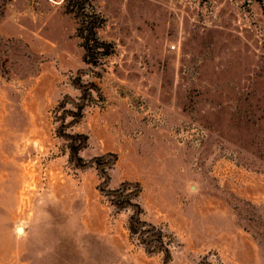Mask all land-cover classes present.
<instances>
[{"label": "rangeland", "instance_id": "obj_1", "mask_svg": "<svg viewBox=\"0 0 264 264\" xmlns=\"http://www.w3.org/2000/svg\"><path fill=\"white\" fill-rule=\"evenodd\" d=\"M83 5L0 0V264H264V0Z\"/></svg>", "mask_w": 264, "mask_h": 264}, {"label": "trees", "instance_id": "obj_2", "mask_svg": "<svg viewBox=\"0 0 264 264\" xmlns=\"http://www.w3.org/2000/svg\"><path fill=\"white\" fill-rule=\"evenodd\" d=\"M73 3L75 4L77 11L80 15V22L77 27L78 34L83 39V47L85 49L84 52V59L87 62L97 64L100 62V59L110 54L114 51V45L111 41H107L104 39H101L97 35V28L102 24L103 17L96 12H92L91 15L85 11L84 9V0H73ZM90 17V18H89ZM82 140L81 143L77 146L72 145L71 143V153L72 155H76L79 148L85 145L87 135L84 133H81ZM129 183V182H128ZM126 183H122L119 187L115 189H111V193L114 195V201L117 204L119 201H116L122 197L124 185ZM139 193V187H135L134 195L137 196ZM126 202V201H125ZM130 202V201H128ZM131 204L137 206L140 208L139 203L137 201L131 202ZM135 222H145L144 220H140L138 217V212L134 213L130 217V228L135 229L137 226L134 225ZM136 226V227H135ZM156 238V237H155Z\"/></svg>", "mask_w": 264, "mask_h": 264}, {"label": "built area", "instance_id": "obj_3", "mask_svg": "<svg viewBox=\"0 0 264 264\" xmlns=\"http://www.w3.org/2000/svg\"><path fill=\"white\" fill-rule=\"evenodd\" d=\"M174 46V45H173Z\"/></svg>", "mask_w": 264, "mask_h": 264}]
</instances>
